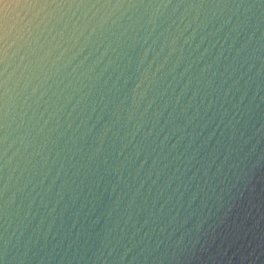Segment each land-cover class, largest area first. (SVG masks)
Here are the masks:
<instances>
[{"label": "clouds", "instance_id": "clouds-1", "mask_svg": "<svg viewBox=\"0 0 264 264\" xmlns=\"http://www.w3.org/2000/svg\"><path fill=\"white\" fill-rule=\"evenodd\" d=\"M0 264H264V0H0Z\"/></svg>", "mask_w": 264, "mask_h": 264}]
</instances>
